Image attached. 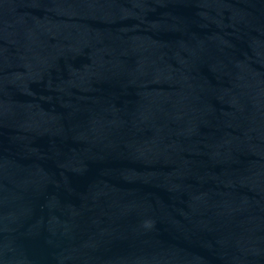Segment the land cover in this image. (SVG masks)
I'll use <instances>...</instances> for the list:
<instances>
[{
	"label": "water",
	"instance_id": "1",
	"mask_svg": "<svg viewBox=\"0 0 264 264\" xmlns=\"http://www.w3.org/2000/svg\"><path fill=\"white\" fill-rule=\"evenodd\" d=\"M0 264H264V0H0Z\"/></svg>",
	"mask_w": 264,
	"mask_h": 264
}]
</instances>
